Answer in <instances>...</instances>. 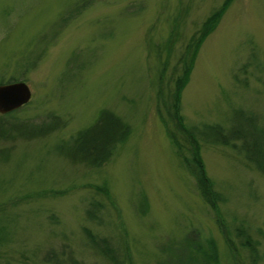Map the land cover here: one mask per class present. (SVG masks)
Returning <instances> with one entry per match:
<instances>
[{"label": "rangeland", "instance_id": "obj_1", "mask_svg": "<svg viewBox=\"0 0 264 264\" xmlns=\"http://www.w3.org/2000/svg\"><path fill=\"white\" fill-rule=\"evenodd\" d=\"M225 1L0 0V83L31 92L25 108L0 114V264H58L53 254L81 264H175L192 241L200 250L214 243L217 264H234L225 233L240 264H264V171L231 146L201 142L225 199L213 209L167 133L174 122L159 114L164 64L168 102L188 47ZM103 111L131 132L96 167L73 150ZM239 111L264 132V0H233L182 94L186 127L229 129ZM179 139L191 158L193 146ZM92 203L102 206L97 220ZM88 229L113 244L118 263L93 248ZM239 229L257 253L241 245Z\"/></svg>", "mask_w": 264, "mask_h": 264}, {"label": "trees", "instance_id": "obj_2", "mask_svg": "<svg viewBox=\"0 0 264 264\" xmlns=\"http://www.w3.org/2000/svg\"><path fill=\"white\" fill-rule=\"evenodd\" d=\"M232 2L233 0L225 1L221 9L217 11L214 17L205 25L201 34L188 47V51L181 61L182 72L176 80L175 89L170 93L168 102L165 100L164 95V75L168 67L167 62L164 64L165 70L163 68V73L160 76L157 94L160 103L159 114L162 121L167 126L170 125L169 122H174V128L169 129L167 133L176 146L178 155L183 160L185 168L195 179L197 189L202 198L215 210L219 209V204L224 202L225 199L223 195L215 189L214 181L208 176L201 155V142L231 146V148H234L238 153L245 156L250 163L256 164L259 170L264 171V132L257 127L256 117L247 115L244 111H239L234 115L232 126L227 129L219 124H204L197 127H186L185 117L182 114V94L190 81L200 50L208 37L216 29L218 21L224 16ZM79 6L81 9L82 3ZM67 21H69V19L65 20V22ZM164 107L167 116L163 114ZM43 132L44 131H40V133ZM130 132L131 127L126 125L119 117L111 112L103 111L99 120L92 128L78 135L75 141L76 147L73 150L75 158H79L82 161L91 158V162L94 166H101L104 162L109 160L116 146L127 140ZM180 135L193 146L191 158H187L184 154L185 146L179 139ZM104 193L108 195L109 192L104 190ZM92 206L94 209L89 213L90 218L92 220H97L102 206L95 203H92ZM238 232L241 245L252 253H257L256 244L245 230L239 229ZM86 235L93 248H95L102 257L112 263H118V251H116L113 244L107 238L99 237L89 229L86 230ZM224 235L230 259L235 262L234 264H240L238 257L239 249L236 247L234 240L227 233ZM191 244V246H188L189 249L183 248V245L181 246L182 250L180 252H183L184 255H181L182 259L179 260L180 263L175 264H201L203 258L206 264L210 262V264H212V262L217 264V262H219V253L214 243L210 242L209 249L204 248V250H200L199 244L195 241H192ZM193 252L196 253L198 257L196 254L194 257ZM186 257H188V259L185 260ZM52 259L54 261L58 260V264H81L76 261L72 255L69 256L67 261L60 260L58 256L54 254L52 255Z\"/></svg>", "mask_w": 264, "mask_h": 264}, {"label": "water", "instance_id": "obj_3", "mask_svg": "<svg viewBox=\"0 0 264 264\" xmlns=\"http://www.w3.org/2000/svg\"><path fill=\"white\" fill-rule=\"evenodd\" d=\"M31 92L26 83L0 84V114L8 115L29 104Z\"/></svg>", "mask_w": 264, "mask_h": 264}]
</instances>
